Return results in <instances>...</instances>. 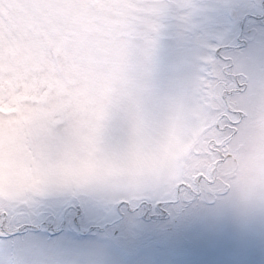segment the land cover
<instances>
[{
	"label": "snow or ice",
	"instance_id": "6c2138e0",
	"mask_svg": "<svg viewBox=\"0 0 264 264\" xmlns=\"http://www.w3.org/2000/svg\"><path fill=\"white\" fill-rule=\"evenodd\" d=\"M254 115L264 0H0V264H264Z\"/></svg>",
	"mask_w": 264,
	"mask_h": 264
},
{
	"label": "rangeland",
	"instance_id": "374dc122",
	"mask_svg": "<svg viewBox=\"0 0 264 264\" xmlns=\"http://www.w3.org/2000/svg\"><path fill=\"white\" fill-rule=\"evenodd\" d=\"M259 120V115H254L246 127L243 140L241 141V155L244 157L250 155L255 150L257 144L264 139V126H261ZM5 135L3 126H0V141L4 140ZM16 137L17 134L9 128L7 131V139L12 148H15ZM18 170L24 175H39L47 183H55L57 181V172L54 169L41 172L31 167V165L22 162Z\"/></svg>",
	"mask_w": 264,
	"mask_h": 264
}]
</instances>
